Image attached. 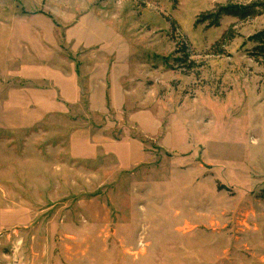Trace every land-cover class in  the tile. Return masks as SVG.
<instances>
[{
	"label": "rangeland",
	"instance_id": "obj_1",
	"mask_svg": "<svg viewBox=\"0 0 264 264\" xmlns=\"http://www.w3.org/2000/svg\"><path fill=\"white\" fill-rule=\"evenodd\" d=\"M251 1L0 0V264H264Z\"/></svg>",
	"mask_w": 264,
	"mask_h": 264
},
{
	"label": "trees",
	"instance_id": "obj_2",
	"mask_svg": "<svg viewBox=\"0 0 264 264\" xmlns=\"http://www.w3.org/2000/svg\"><path fill=\"white\" fill-rule=\"evenodd\" d=\"M264 13V0L251 1L248 4L228 3L217 7L213 13L202 17V20H209L214 26L222 16H233L240 20L248 17H256ZM199 23L198 20L195 24ZM249 40L256 45L260 53H264V29L252 35Z\"/></svg>",
	"mask_w": 264,
	"mask_h": 264
}]
</instances>
